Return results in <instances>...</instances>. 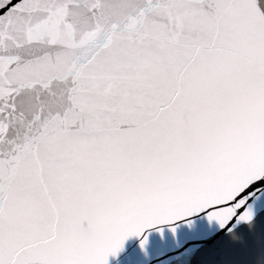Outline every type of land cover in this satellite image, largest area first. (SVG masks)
Instances as JSON below:
<instances>
[{
  "label": "snow or ice",
  "instance_id": "1",
  "mask_svg": "<svg viewBox=\"0 0 264 264\" xmlns=\"http://www.w3.org/2000/svg\"><path fill=\"white\" fill-rule=\"evenodd\" d=\"M253 230L264 0H0V264H225Z\"/></svg>",
  "mask_w": 264,
  "mask_h": 264
},
{
  "label": "water",
  "instance_id": "2",
  "mask_svg": "<svg viewBox=\"0 0 264 264\" xmlns=\"http://www.w3.org/2000/svg\"><path fill=\"white\" fill-rule=\"evenodd\" d=\"M129 242L126 241V246ZM220 251L225 264H259L264 257V234L253 230L239 242L227 241ZM114 260L109 256V264H114Z\"/></svg>",
  "mask_w": 264,
  "mask_h": 264
}]
</instances>
